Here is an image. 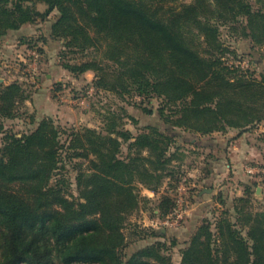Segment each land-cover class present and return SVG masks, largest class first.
Here are the masks:
<instances>
[{
	"label": "trees",
	"instance_id": "obj_1",
	"mask_svg": "<svg viewBox=\"0 0 264 264\" xmlns=\"http://www.w3.org/2000/svg\"><path fill=\"white\" fill-rule=\"evenodd\" d=\"M170 1L174 0H0V37L25 23L45 20L56 10L51 36L64 39L70 50L95 51L92 58L64 67L76 73L94 71L103 88L133 89L142 96H163L166 104L178 102L175 119L159 110L165 124L206 135L230 128L241 131L264 120V91L257 89L263 84L234 79L236 69L221 64L224 47L217 27L207 18L214 14L233 28L239 22L243 35L264 45V0H256V9L248 0H192L178 7ZM36 3L45 4V9L38 10ZM193 27L209 47L204 50L207 56L189 37ZM108 60L119 66L113 69L112 85L105 78L103 61ZM261 78L264 82V73ZM24 98L20 84L0 83V119L13 117L15 104ZM2 129L0 123V133ZM104 130L68 133L70 160L87 159L86 169L76 175V197L58 172L64 169L59 166L63 144L50 117L30 133L4 136L0 264H170L163 253L169 247L161 240L136 248L125 259L120 223L139 207L138 184L156 193L165 181L181 179L184 172L172 163L183 153L169 151L172 137L156 127L131 141L130 134L116 130L113 122ZM112 133L127 142L125 158L117 156L120 141ZM251 187L248 181L243 194L221 210L212 223L214 230L209 219H202L181 249L180 264H264V212L250 209ZM214 199L226 202L221 191ZM173 207L174 199L161 194L158 218H165ZM150 235L163 236L154 229ZM170 242L169 246L177 243L174 238Z\"/></svg>",
	"mask_w": 264,
	"mask_h": 264
},
{
	"label": "rangeland",
	"instance_id": "obj_2",
	"mask_svg": "<svg viewBox=\"0 0 264 264\" xmlns=\"http://www.w3.org/2000/svg\"><path fill=\"white\" fill-rule=\"evenodd\" d=\"M248 1L254 9L259 7L256 0ZM170 2V6L178 7L189 4L192 0ZM35 6L40 11L46 7L43 3H36ZM57 13L53 10L45 20L25 23L0 37V83L3 86L20 84L26 96L15 104L13 117L0 119L3 127L0 133V148L6 134L20 137L35 130L43 118L50 117L61 131L59 139L63 144L59 166L63 165L64 169L58 172H63L68 181L66 185L68 192L76 197L80 191L76 175L78 170L86 169L87 159L70 160V152L66 151V146L69 140L68 133L71 130L91 128L96 132L105 133L104 127L113 122L116 130L127 131L130 134V141L138 134L148 133L150 127H156L159 131L170 135L172 142L169 151L178 149L183 153L182 159H175L172 164L177 166L181 173L188 175V183L186 182L185 186L187 185V198L193 205L192 209L181 219L179 225H163L160 220L164 218H158L159 196L165 193L174 199L180 180L177 182L169 180V183L165 181L157 194L150 195L151 197H148L146 189L138 184L139 207L126 215L120 223L126 237V245L122 250L125 259L136 248L161 240L169 247L163 253L170 257V264H180L181 249L202 219L207 218L212 224L221 210L231 205L234 196L243 194L244 184L248 181L252 183L250 209L253 212H264V179L252 177L247 180L243 170L245 164H264V120L254 122V125L241 131L239 128H230L224 132L215 131L206 135L165 124L159 110L162 108L165 116L175 119L178 116L175 111L180 106L178 102L166 104L167 101L163 96L157 94L142 96L133 89L120 91L103 88L97 85L98 76L94 71L76 73L64 67L65 63L78 64L92 58L95 51L70 50L65 45L64 39L52 37L51 24ZM207 18L217 27L219 41L224 47L221 55L218 53L221 56V64L236 69L233 74L234 79L243 77V80L257 81L263 84L257 89L264 91V82H261V74L264 73V45L256 44L248 36L243 35L239 22H236L234 24L236 28H233L231 23H223V20L214 14H208ZM196 32L197 29L193 27L189 37L193 39L195 45H198L201 54L207 56L204 50H208L209 47L204 42L203 36L197 35ZM33 52L37 57H34ZM97 58H100L98 54ZM103 63L107 67L105 78L108 84L112 85L116 79L113 69H119V66L113 65L110 60ZM237 132L242 133L243 137H234ZM111 136L120 141L117 156L125 158L129 152L127 142H123L115 133ZM192 138H196V142L208 144L217 142L218 145L213 153H208L205 148L191 144ZM234 147L235 149L232 150ZM217 155L219 157L215 164L220 170V176L217 182L209 184L210 182L205 181L208 184L207 188L212 190L196 203L199 198L196 197L197 187H193L195 177L203 173L209 163H214L213 158ZM233 160L239 166L238 173L233 172L231 166H227ZM75 163L77 169L73 168ZM43 191H47V187H44ZM220 191L226 200L225 204H220L214 199ZM151 229H164L165 233L163 236L150 235ZM211 229L214 230L213 224ZM245 231L244 228L243 235ZM172 238L177 243L169 246Z\"/></svg>",
	"mask_w": 264,
	"mask_h": 264
},
{
	"label": "built area",
	"instance_id": "obj_3",
	"mask_svg": "<svg viewBox=\"0 0 264 264\" xmlns=\"http://www.w3.org/2000/svg\"><path fill=\"white\" fill-rule=\"evenodd\" d=\"M33 55L34 57H37L35 52H33ZM243 170L250 178L259 177V179H264V164H245L243 166ZM186 182L188 183V175L184 174L176 187L177 195L174 198V207L169 215L160 220L161 224L167 226H177L179 225L181 219L191 211L192 205L187 198V185L185 186Z\"/></svg>",
	"mask_w": 264,
	"mask_h": 264
},
{
	"label": "crops",
	"instance_id": "obj_4",
	"mask_svg": "<svg viewBox=\"0 0 264 264\" xmlns=\"http://www.w3.org/2000/svg\"><path fill=\"white\" fill-rule=\"evenodd\" d=\"M239 134H240L239 132L235 133L234 137L238 136L237 138H242L243 137L242 133L240 135ZM195 140H196V138H192L191 144H194V145H196L198 147L200 146V147H202V149L205 148V151H208V153L212 152L214 150V148L217 147V145H218L217 142L208 144V143L196 142ZM233 149H235V147L232 148V150ZM240 152H241V150H240ZM218 157H219V155H217L216 157L213 158L214 159V163H209L208 164V166H207V168L209 170L208 173H206V172L205 173L204 172L203 173H199L195 177V180H194V183H193V187H197L196 191H197L198 194L196 195V197L199 198L198 202H196V203H199L201 201L200 199H203L205 197V195H207V193H209V192H203L202 191L204 188H207L206 185H208L207 183H205V181H208V182H210L209 184H211L212 182H217V180H218V178L220 176V170L217 169V164H215V161L217 160ZM227 166L228 167L231 166L233 168L232 169L233 172H237L239 170V168H238L239 166L237 165V162L235 160L231 161V163L227 164ZM241 169H242V166H241ZM242 174H244V173H242ZM246 179L249 180L250 177L246 176ZM146 191L148 192V195H149L148 197H151L150 195L154 196L155 194H157V192L155 193V192L147 190V189H146ZM161 232H162V234H164L165 230H161Z\"/></svg>",
	"mask_w": 264,
	"mask_h": 264
},
{
	"label": "water",
	"instance_id": "obj_5",
	"mask_svg": "<svg viewBox=\"0 0 264 264\" xmlns=\"http://www.w3.org/2000/svg\"><path fill=\"white\" fill-rule=\"evenodd\" d=\"M257 190H258V189H257ZM202 191H203V192H210V191H211V188H204ZM162 230H164V229H162Z\"/></svg>",
	"mask_w": 264,
	"mask_h": 264
}]
</instances>
